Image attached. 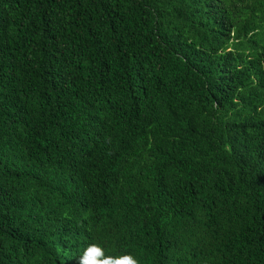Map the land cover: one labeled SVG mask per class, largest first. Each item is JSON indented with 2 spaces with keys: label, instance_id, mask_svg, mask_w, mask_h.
<instances>
[{
  "label": "trees",
  "instance_id": "1",
  "mask_svg": "<svg viewBox=\"0 0 264 264\" xmlns=\"http://www.w3.org/2000/svg\"><path fill=\"white\" fill-rule=\"evenodd\" d=\"M264 264V0H0V264Z\"/></svg>",
  "mask_w": 264,
  "mask_h": 264
},
{
  "label": "clouds",
  "instance_id": "2",
  "mask_svg": "<svg viewBox=\"0 0 264 264\" xmlns=\"http://www.w3.org/2000/svg\"><path fill=\"white\" fill-rule=\"evenodd\" d=\"M78 264H141V261L129 252L107 254L102 244L92 243L78 257Z\"/></svg>",
  "mask_w": 264,
  "mask_h": 264
}]
</instances>
